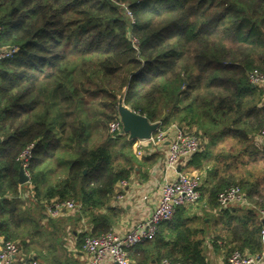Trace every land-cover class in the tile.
Masks as SVG:
<instances>
[{"label": "trees", "instance_id": "16d2710c", "mask_svg": "<svg viewBox=\"0 0 264 264\" xmlns=\"http://www.w3.org/2000/svg\"><path fill=\"white\" fill-rule=\"evenodd\" d=\"M0 27L1 44L19 47L0 60V237L35 251L41 264H60L39 239L40 212L54 198L80 205L79 218L93 224L87 236L110 231L113 219L99 210L142 165L136 140L108 131L123 94L162 129L176 124L207 140L188 162L201 170L213 164L206 204L219 207V192L237 184L251 205L246 214L224 215L220 238L230 254L262 252L264 178L233 172L237 161L245 166L242 157L264 155L251 147L264 124V90L248 77L264 72V0H0ZM229 139L243 148L213 151ZM32 144L28 183L37 211L19 181L18 157ZM200 220L178 208L155 237L131 249V259L207 264Z\"/></svg>", "mask_w": 264, "mask_h": 264}, {"label": "built area", "instance_id": "2783aa9c", "mask_svg": "<svg viewBox=\"0 0 264 264\" xmlns=\"http://www.w3.org/2000/svg\"><path fill=\"white\" fill-rule=\"evenodd\" d=\"M124 13L132 23L135 17L126 3L120 4ZM2 28L0 27V60L12 58L19 50L16 45H2ZM132 43L138 49L137 38L131 36ZM249 82L253 86L264 88V72L260 69H253L249 72ZM109 132L112 135L123 134V122L119 118L109 124ZM168 140V156L166 158L165 170L179 169L174 180H166L161 187L159 201L151 215L143 221L137 222L129 231L119 233L109 231L100 236H87L83 244L88 264H136L131 259V249L156 236L160 224L172 221L178 208L195 204L201 200L202 177L187 171H181L180 167L187 164L189 160L199 153L203 146L200 137L187 128L172 124L167 129L159 128L147 141L138 142L137 154L144 155L140 145L143 142L149 143L150 147L159 152V146ZM254 141L264 145V124L261 130L254 136ZM33 144L28 146L18 157L22 167L30 179L28 172L29 160L32 157ZM126 185V180L121 181ZM245 200L244 190L240 185L233 184L219 192L217 202L219 208L228 209L235 205H241ZM80 205L74 199L58 200L51 199L46 204V211L52 218H58L63 212H76ZM262 227L260 238L263 250L260 254H250L247 251L234 250L229 256V264H264V208L259 210ZM21 248L17 241L4 240L0 237V264H13L16 256L20 254ZM22 264H41L34 257L25 260ZM159 264H180L168 258L162 259Z\"/></svg>", "mask_w": 264, "mask_h": 264}, {"label": "crops", "instance_id": "0c3cea01", "mask_svg": "<svg viewBox=\"0 0 264 264\" xmlns=\"http://www.w3.org/2000/svg\"><path fill=\"white\" fill-rule=\"evenodd\" d=\"M262 89L264 90V88ZM201 141L203 148L200 152L205 149L207 143V140ZM138 142L139 140H136L135 149L137 158L142 163L141 169L139 167L136 168V171H134L129 179H126V185L118 182L115 185L109 205L99 210L104 214L110 215L113 219L110 231L125 233L137 222L148 218L159 201L162 185L166 180H174L179 171V169L171 168L165 170L164 168L168 156V140L159 146V152L154 151L149 143L143 142L140 147L143 149L144 155L141 156L137 154V149L139 148ZM251 147L259 151L264 150V145L255 142L254 137L251 140ZM256 157H260V154ZM231 160V156H224L222 159L223 163H230ZM189 163L181 166L180 170L198 174L202 177V197L197 203L183 207L191 208L192 213L201 218V225H198L201 226L203 231L199 234L198 238L203 240L202 252L206 263L229 264L230 246L220 238V235L223 236L224 215L229 213L239 214L242 209L246 208L248 210L251 208L250 202L246 197V192H244L245 200L241 205H235L228 209H221L218 206L214 208L208 206L206 204L208 192L212 187L214 179H216L213 173V164H209L207 169L201 170L194 166L190 167ZM224 174L226 172H223L222 169V175ZM254 179L252 178V180ZM20 191L22 197L27 200L28 205L32 204L35 210L37 208L40 210L39 205H36V202L32 201L31 185L28 182L21 184ZM78 212H63L58 218H52L48 215L47 211L43 210L40 212L43 215V218H39L41 235L43 236H40L39 239L46 242L47 245L52 246L55 258L60 264H88L82 237L83 235L87 236L93 231V224L88 217L79 218ZM20 248L21 252L16 256L13 264H22L31 257L37 258L35 251L28 252L21 245Z\"/></svg>", "mask_w": 264, "mask_h": 264}, {"label": "water", "instance_id": "95a60500", "mask_svg": "<svg viewBox=\"0 0 264 264\" xmlns=\"http://www.w3.org/2000/svg\"><path fill=\"white\" fill-rule=\"evenodd\" d=\"M119 117L123 122V131L132 140L147 141L152 134L159 128V122H151L148 117L133 111L124 103V95H120L118 102ZM20 184L29 182V177L21 167L19 172Z\"/></svg>", "mask_w": 264, "mask_h": 264}, {"label": "rangeland", "instance_id": "374dc122", "mask_svg": "<svg viewBox=\"0 0 264 264\" xmlns=\"http://www.w3.org/2000/svg\"><path fill=\"white\" fill-rule=\"evenodd\" d=\"M118 118H119V113H118ZM108 131H109V129H108ZM241 148H243L241 146V144L235 143V140H233V139H229V140H225L223 142L221 141L214 148L213 151H215V153H219V152H223V151L224 152L230 151L231 153H237V151L241 150ZM242 160L246 164H245V166H242L239 164L237 167H235L236 169L234 170V172L235 173L237 172L236 174L241 175L244 178V177L248 176L249 173H252L253 177L256 176L258 178H264V155H260V157L244 156V157H242ZM221 164H222V162L220 163V165ZM237 164H238V161H237L236 165ZM246 213H247V208L242 209L240 211L239 215H243Z\"/></svg>", "mask_w": 264, "mask_h": 264}]
</instances>
